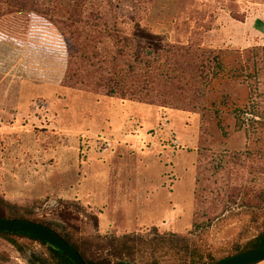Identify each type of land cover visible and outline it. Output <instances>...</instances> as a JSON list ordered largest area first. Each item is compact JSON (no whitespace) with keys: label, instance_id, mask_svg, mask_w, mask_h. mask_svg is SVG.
<instances>
[{"label":"rangeland","instance_id":"374dc122","mask_svg":"<svg viewBox=\"0 0 264 264\" xmlns=\"http://www.w3.org/2000/svg\"><path fill=\"white\" fill-rule=\"evenodd\" d=\"M55 4L65 19L70 4ZM86 9H102L119 38L138 25L171 46L169 58L152 55L150 75L188 89L186 106L143 102L145 71L129 72L130 58L113 73L127 77L124 97H107L59 84L63 53L28 45L39 59L26 78L23 56L11 62L0 44V196L37 203L6 215L56 222L88 257L114 248L134 264L232 257L264 226V0H86ZM207 55L223 72L190 80ZM17 243L0 238V264H50L45 247Z\"/></svg>","mask_w":264,"mask_h":264},{"label":"trees","instance_id":"16d2710c","mask_svg":"<svg viewBox=\"0 0 264 264\" xmlns=\"http://www.w3.org/2000/svg\"><path fill=\"white\" fill-rule=\"evenodd\" d=\"M55 1L4 0V7H0V44H3L7 49V58L8 60L12 58L11 62L20 58L21 55L23 56L22 70L26 78H31L32 76L29 75L31 72L27 61L37 58L33 53L34 50H32L34 48H30L28 45L32 47L38 46L66 55V64L63 62V76L58 79V83L63 87L89 91L94 94L104 93L107 97H113L116 94L124 97L123 91H120L119 88V81L124 82L127 77L120 79L113 73L117 60L126 57L130 58L132 63L128 65L129 72L134 71L135 64L145 71L141 77L142 80H146L145 82L148 85L141 89L142 96L140 98L143 99V102L155 105L159 98L163 101V105H167L166 103L169 102L170 104L175 103L174 106L176 107L186 106L178 101V98L184 97V95L187 96L188 89L185 88L186 92L178 86L167 85V82L159 84L158 82L160 81H157L159 78L156 79L155 76L150 75V70L154 69L153 67L158 63L157 58H151L152 55L161 52L163 58H169L173 49L169 45L162 46V40L159 36L153 35L147 29L136 25L132 38L131 35L119 38L113 23L107 21L102 9L87 13L86 0H66L70 4L66 18H55L53 15L56 12ZM5 55L6 53H4L5 62L2 63L4 67L8 64L6 63ZM61 61L63 60L61 59ZM59 62L56 63L59 64ZM177 66L172 65L171 71L175 72L178 69ZM206 67H213L218 72H223L221 59L207 55L199 67L200 71L197 74L193 73L190 80L195 82L200 80L201 77H207ZM151 79L152 81H150ZM156 81L157 83L154 84ZM196 93L199 96L201 91L198 89ZM213 112L218 117L217 109ZM217 127L223 130L221 119L219 118ZM36 208L37 203L30 207H18L5 201L0 196L1 220L30 222L49 229L70 244L86 264H134L133 261L125 259L127 257L123 256L122 250L116 253L115 248L110 256L88 257L84 250L71 243L68 237L58 230L56 222L39 220L23 215L17 216L11 213L6 215L7 211L13 209H21L28 213ZM0 238L8 241L13 246H18L17 239L36 242L45 247L50 264H73L65 254L48 246L45 241L39 238L15 232H0ZM260 248H264V226L256 237L248 241L244 248L237 251L233 256ZM216 262L219 261H211L208 264Z\"/></svg>","mask_w":264,"mask_h":264},{"label":"water","instance_id":"95a60500","mask_svg":"<svg viewBox=\"0 0 264 264\" xmlns=\"http://www.w3.org/2000/svg\"><path fill=\"white\" fill-rule=\"evenodd\" d=\"M0 232L23 233L46 242V244L66 255L73 264H86L79 253L58 234L40 225L0 219ZM264 263V248L247 251L214 264H261Z\"/></svg>","mask_w":264,"mask_h":264}]
</instances>
